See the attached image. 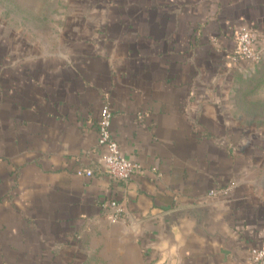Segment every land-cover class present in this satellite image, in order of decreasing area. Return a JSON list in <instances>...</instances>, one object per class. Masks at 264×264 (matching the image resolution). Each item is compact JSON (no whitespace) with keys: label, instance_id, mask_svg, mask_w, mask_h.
I'll return each instance as SVG.
<instances>
[{"label":"crops","instance_id":"obj_1","mask_svg":"<svg viewBox=\"0 0 264 264\" xmlns=\"http://www.w3.org/2000/svg\"><path fill=\"white\" fill-rule=\"evenodd\" d=\"M69 1L38 40L0 20V264H253L264 127L239 109L249 64L232 58L243 28L264 49V0ZM104 105L141 165L129 182L97 146ZM192 208L161 235L163 216Z\"/></svg>","mask_w":264,"mask_h":264},{"label":"rangeland","instance_id":"obj_2","mask_svg":"<svg viewBox=\"0 0 264 264\" xmlns=\"http://www.w3.org/2000/svg\"><path fill=\"white\" fill-rule=\"evenodd\" d=\"M69 3V0H0V20L11 19V15H14L15 23L35 28V33L31 34L38 40L40 33L50 29L49 24L57 26L56 13ZM241 74L235 83L239 109L245 120L259 126L257 129H263L264 57L258 63L244 66Z\"/></svg>","mask_w":264,"mask_h":264},{"label":"built area","instance_id":"obj_3","mask_svg":"<svg viewBox=\"0 0 264 264\" xmlns=\"http://www.w3.org/2000/svg\"><path fill=\"white\" fill-rule=\"evenodd\" d=\"M237 46L233 55V62L244 61L247 64L258 63L264 57V49L259 48L256 34L253 30L243 28L236 34ZM113 113L108 105H104L102 117L98 124L97 146L105 152L104 162L110 177L117 181L129 182L140 171L141 165L123 154L118 141L112 133ZM88 177L94 175L93 169L79 172ZM221 191H211V196H218ZM103 208L108 211L115 222L124 219V209L116 200L103 203ZM253 264H264V246L251 250Z\"/></svg>","mask_w":264,"mask_h":264},{"label":"water","instance_id":"obj_4","mask_svg":"<svg viewBox=\"0 0 264 264\" xmlns=\"http://www.w3.org/2000/svg\"><path fill=\"white\" fill-rule=\"evenodd\" d=\"M203 209L204 208L181 209L166 214L161 218V235H166L171 239L174 228L181 230L184 221L188 218L197 220V214L203 212Z\"/></svg>","mask_w":264,"mask_h":264}]
</instances>
